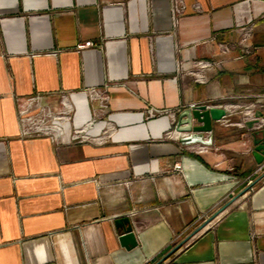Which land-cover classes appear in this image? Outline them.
<instances>
[{
    "label": "crops",
    "instance_id": "0c3cea01",
    "mask_svg": "<svg viewBox=\"0 0 264 264\" xmlns=\"http://www.w3.org/2000/svg\"><path fill=\"white\" fill-rule=\"evenodd\" d=\"M262 129L264 0H0V264H264Z\"/></svg>",
    "mask_w": 264,
    "mask_h": 264
},
{
    "label": "water",
    "instance_id": "95a60500",
    "mask_svg": "<svg viewBox=\"0 0 264 264\" xmlns=\"http://www.w3.org/2000/svg\"><path fill=\"white\" fill-rule=\"evenodd\" d=\"M225 115V110L218 107H206L205 105H197L193 108H185L178 112L177 114V123L175 125L176 132H186L189 136H185L180 138L179 142L183 145H194L201 144L204 146H208L211 144V140L207 141L204 139V135L211 133L212 121L218 122L221 121ZM194 122L196 124H194ZM262 134L264 136V129L260 131H256L252 135V145L254 148L251 152L252 157L256 160L258 165L264 163V140L256 139V136ZM263 175L258 179L260 180ZM255 183V182H254ZM254 183L249 184L245 191L249 190V188L254 185ZM224 209V208H223ZM222 209V210H223ZM220 210V211H222ZM219 212L211 216L209 219H206L201 225L196 227L191 233L188 234L180 243L174 246L170 251L155 264H159L164 261L170 254L175 253L184 243L188 242L191 238H193L198 231L204 228L207 224L211 222V219L215 217ZM116 227L123 228L124 233L120 236L119 242L121 247L129 249V247L136 246L135 236L131 232L130 226H126L129 222L126 218L115 220Z\"/></svg>",
    "mask_w": 264,
    "mask_h": 264
},
{
    "label": "rangeland",
    "instance_id": "374dc122",
    "mask_svg": "<svg viewBox=\"0 0 264 264\" xmlns=\"http://www.w3.org/2000/svg\"><path fill=\"white\" fill-rule=\"evenodd\" d=\"M204 68H210L211 67V65H204L203 66ZM195 106H197V105H195ZM194 106H192V107H189V108H193ZM206 107H215V106H206ZM219 108V107H218ZM58 110H59V112H60V117H65V118H68L69 116H70V108L69 107H67L66 105H65V102L63 101V100H61L59 103H58ZM47 127H50V124H47ZM52 127V126H51ZM260 165H262V168H263V172H264V163L263 164H260ZM249 184H251V182H249ZM185 244V243H184ZM182 247V246H181Z\"/></svg>",
    "mask_w": 264,
    "mask_h": 264
},
{
    "label": "built area",
    "instance_id": "2783aa9c",
    "mask_svg": "<svg viewBox=\"0 0 264 264\" xmlns=\"http://www.w3.org/2000/svg\"><path fill=\"white\" fill-rule=\"evenodd\" d=\"M174 10V12L176 13V11H179L178 9L179 8H173ZM94 45V43L91 41V42H87V43H83V44H79V45H77V47H76V50L77 51H80V50H82V49H85V48H91V46H93ZM156 114V112H153L152 110H149V112H148V115H155Z\"/></svg>",
    "mask_w": 264,
    "mask_h": 264
}]
</instances>
